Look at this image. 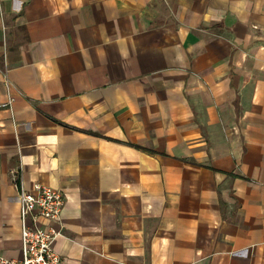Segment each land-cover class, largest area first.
I'll use <instances>...</instances> for the list:
<instances>
[{"label": "crops", "instance_id": "crops-1", "mask_svg": "<svg viewBox=\"0 0 264 264\" xmlns=\"http://www.w3.org/2000/svg\"><path fill=\"white\" fill-rule=\"evenodd\" d=\"M21 181L61 264H264V0H0L6 258Z\"/></svg>", "mask_w": 264, "mask_h": 264}, {"label": "built area", "instance_id": "built-area-1", "mask_svg": "<svg viewBox=\"0 0 264 264\" xmlns=\"http://www.w3.org/2000/svg\"><path fill=\"white\" fill-rule=\"evenodd\" d=\"M17 196L21 223L20 256L6 258L0 255V264H61L53 242L62 231L51 223L61 219L63 193L38 182L26 187L21 181ZM42 220L47 223L41 224Z\"/></svg>", "mask_w": 264, "mask_h": 264}]
</instances>
